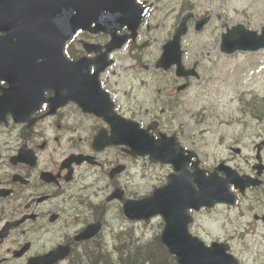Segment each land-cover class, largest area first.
Here are the masks:
<instances>
[{
    "label": "flooded vegetation",
    "instance_id": "1",
    "mask_svg": "<svg viewBox=\"0 0 264 264\" xmlns=\"http://www.w3.org/2000/svg\"><path fill=\"white\" fill-rule=\"evenodd\" d=\"M7 32L4 57L28 54L29 37L18 33H23L22 27H11ZM83 43L94 48L83 50ZM108 43L104 34L80 35L65 45L64 52L71 60L85 57L90 73L98 69L99 56L107 53L111 64L98 78L113 99L115 113L148 128L155 138L160 133L180 138L171 131L167 114L155 116L150 95L145 94V104L140 103L121 85L127 76L129 83L148 90L156 80L159 70L138 52L147 45L128 42L111 50ZM132 50L137 53L132 54ZM12 64L14 76L3 72L12 78V85L5 79L0 81V104L7 106L0 116V264H28L60 246H69L71 252L80 247L83 243L75 240L77 234L103 217L106 197L118 189L116 180L123 173L116 174L117 168L127 167L139 157L129 155L122 143L96 140L102 139L103 131L106 138L110 136L109 126L102 118L84 113L74 102L56 108L45 100L36 103L38 68H23L20 59ZM5 68H9L6 61L0 60V70ZM26 72L33 83L23 95ZM160 75L161 87L167 90L172 77L165 72ZM51 95L47 92L44 97Z\"/></svg>",
    "mask_w": 264,
    "mask_h": 264
},
{
    "label": "rangeland",
    "instance_id": "2",
    "mask_svg": "<svg viewBox=\"0 0 264 264\" xmlns=\"http://www.w3.org/2000/svg\"><path fill=\"white\" fill-rule=\"evenodd\" d=\"M183 2L184 0H169L164 5L163 0L158 1L155 10V20H153V24L158 23L160 25L158 31H160L161 39H157L158 42L162 41V35H167L165 31L170 29L169 25L173 24L176 13ZM187 2H189L188 11L192 13L193 19L189 21V32L184 39L185 60L186 64H191L198 60L199 57L204 58L205 61L202 60L201 62V74H204L205 66L208 67L211 54L218 51L216 41L218 37L214 38L210 33L214 29L219 28L220 30V25L223 26L225 22V20L221 21V18L218 21L215 20L216 15H219V10L222 12V8H224L231 12L236 9V17L232 16V21L246 20L248 18L247 15H249L251 27L257 28L261 24L264 25V0H224V2L222 1V8L218 0H188ZM159 10H162L160 17H158ZM170 11H173L175 15L172 19L168 18L170 19L168 20L164 14ZM202 14L212 17V22L203 33L198 34L191 27V23L194 24L195 20ZM192 44L194 45L192 46ZM263 62L264 57H261L260 54L237 56L231 61V65L224 66L220 71L214 72L211 77L208 75L203 76L205 79L204 83L198 88L203 91L204 98L199 100L198 96L194 95L196 88L190 93V95L192 93L194 95L190 98L195 102L193 103L194 107L192 109L185 108L187 110L186 113H188L185 118L176 117L178 124L182 125L186 124V120L193 121L189 122L191 124L189 128L187 126L184 128L187 135L197 133V131H194L195 129L204 132L202 134L204 137L188 140L185 143L186 146L199 150L202 161L205 158V161L223 159L222 156L224 155L221 152L223 146L217 149L208 148L210 140L208 138H211L216 133L223 135L222 133L224 132L218 122L220 119H228L230 115L234 114L233 109L238 108L236 106V98L243 93L246 94L247 98L250 97L249 94L258 93L264 95V68L259 69V66L264 67ZM213 68H216V66ZM190 111L196 115L198 114L197 119H203V123L197 128L194 125L196 124L194 116L189 114ZM249 134L255 137V132H246V135ZM240 136L241 134L236 137L231 134L226 135L225 137L228 140L224 145L231 141L232 144L237 142L239 146L246 149L245 153L248 152L253 146V140L248 144H242L241 141L245 136L242 138ZM214 142L217 143L216 139H214ZM247 148L249 149L247 150ZM141 161L148 164L145 160ZM236 164L237 167L242 168L241 162L236 161ZM154 167L147 166L145 170H140L139 166H132L128 174V191L137 196L148 194L152 188H150L151 181L154 180L155 183L153 185H157L159 180L165 178L169 170L168 168ZM126 180L122 178L118 181L120 188L124 187L123 184L127 182ZM247 198L239 203L240 206L238 208L227 211L218 208L211 212H197L194 216L195 224L199 226V236L207 243L215 239L228 242L232 248V253L243 264H264V234L261 230H251L247 234L246 229L253 221V215H259L261 208L256 202L257 210L247 213L246 209L253 202L254 197L249 195ZM157 223L158 221L154 220L145 224L134 223L136 236L143 239L151 237L158 230Z\"/></svg>",
    "mask_w": 264,
    "mask_h": 264
},
{
    "label": "water",
    "instance_id": "3",
    "mask_svg": "<svg viewBox=\"0 0 264 264\" xmlns=\"http://www.w3.org/2000/svg\"><path fill=\"white\" fill-rule=\"evenodd\" d=\"M6 0L0 1V11L4 9ZM28 5H42L44 11H50L52 0H25ZM18 4V0L13 1V6ZM236 39L229 33L223 37L221 50L227 53L238 49H256L264 45V30L261 36L256 37L254 32H246L243 27ZM179 30V29H178ZM184 31L180 28L177 31L173 42L166 47L165 57H173L172 63L179 62L178 38ZM252 44H257L250 46ZM129 143L135 147L145 143L138 140L136 135H129ZM145 153H149L153 161H170L174 155L168 148L155 147L148 143L145 147ZM177 170V167H176ZM178 176V175H177ZM175 177L169 178V183L163 190L157 191L151 199L144 200L141 203L139 211L133 210V204H127L125 211L130 218H148L155 213H160L166 220V227L161 236L162 242L167 246L170 253L176 256L179 264H237V262L225 253L226 247L213 244L207 248L197 238L191 237L186 231V225L189 218L186 215L187 208L198 209L200 206L213 205L216 202L232 203V198L227 193L226 184L216 183L209 186V183L199 184V191H190L182 188L180 191L175 189Z\"/></svg>",
    "mask_w": 264,
    "mask_h": 264
},
{
    "label": "trees",
    "instance_id": "4",
    "mask_svg": "<svg viewBox=\"0 0 264 264\" xmlns=\"http://www.w3.org/2000/svg\"><path fill=\"white\" fill-rule=\"evenodd\" d=\"M129 236L132 241H118L119 252L115 260L107 248L96 244L90 248L86 261L82 264H176L160 244L158 237L142 241L135 239L133 234Z\"/></svg>",
    "mask_w": 264,
    "mask_h": 264
},
{
    "label": "bare ground",
    "instance_id": "5",
    "mask_svg": "<svg viewBox=\"0 0 264 264\" xmlns=\"http://www.w3.org/2000/svg\"><path fill=\"white\" fill-rule=\"evenodd\" d=\"M81 245V244H80ZM159 254V253H158ZM166 256V255H165Z\"/></svg>",
    "mask_w": 264,
    "mask_h": 264
}]
</instances>
